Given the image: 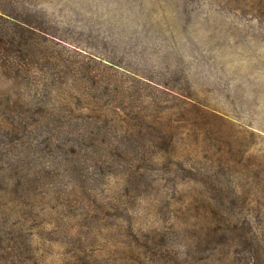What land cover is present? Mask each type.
Here are the masks:
<instances>
[{"label": "rangeland", "instance_id": "1", "mask_svg": "<svg viewBox=\"0 0 264 264\" xmlns=\"http://www.w3.org/2000/svg\"><path fill=\"white\" fill-rule=\"evenodd\" d=\"M10 1L0 264H264V0Z\"/></svg>", "mask_w": 264, "mask_h": 264}, {"label": "trees", "instance_id": "2", "mask_svg": "<svg viewBox=\"0 0 264 264\" xmlns=\"http://www.w3.org/2000/svg\"><path fill=\"white\" fill-rule=\"evenodd\" d=\"M10 2L0 0V77L16 79L29 69L31 45L43 42L39 39L43 30Z\"/></svg>", "mask_w": 264, "mask_h": 264}]
</instances>
